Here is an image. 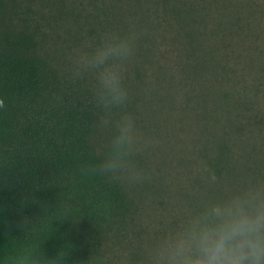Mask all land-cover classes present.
Here are the masks:
<instances>
[{
    "label": "trees",
    "instance_id": "obj_1",
    "mask_svg": "<svg viewBox=\"0 0 264 264\" xmlns=\"http://www.w3.org/2000/svg\"><path fill=\"white\" fill-rule=\"evenodd\" d=\"M100 1L101 5L94 0L96 7L87 15L75 14L78 27L73 42L83 46L84 37L96 41L107 31L123 32L132 26L142 31L134 63L127 68L132 97L127 110L148 137L151 131L141 126L140 108L149 100L139 88V76L149 66L150 36L170 34L181 45L177 58L180 63L183 60L182 69L192 84L186 88L183 108L191 112L186 119L178 118V124L184 129L195 118L194 155L183 157L178 147L167 155L174 164H195L194 177L179 186L177 206L163 202L165 185L155 183L163 167L168 171V161L162 153L164 163L157 159L156 140L141 157L150 181L127 186L82 173L81 165L97 160L107 142L97 127L92 79L73 81L68 61L52 63L37 55L39 43L33 37L9 31L5 1L0 0V99L5 104L0 108V257L9 256L22 244L42 242V250L50 257L61 246L71 247L66 264H89L127 235L144 249L208 201L248 182L264 181V60L235 49L244 37L257 38L246 11L239 12L235 0ZM210 7L232 17L226 24L213 17L208 25L207 17L215 13ZM244 55L249 62L243 61ZM158 70L151 73L161 81L160 71L166 69L159 65ZM212 81L220 86L214 87ZM141 195L159 197L156 210Z\"/></svg>",
    "mask_w": 264,
    "mask_h": 264
},
{
    "label": "clouds",
    "instance_id": "obj_2",
    "mask_svg": "<svg viewBox=\"0 0 264 264\" xmlns=\"http://www.w3.org/2000/svg\"><path fill=\"white\" fill-rule=\"evenodd\" d=\"M143 33L107 31L96 41L74 49L67 71L73 81L92 79V102L98 130L107 136L102 155L81 165L110 182L137 186L152 179L141 157L155 146L129 112L131 94L127 68L135 58ZM0 99V108H4ZM29 227L25 228L28 229ZM40 243L20 245L0 257V264H66L71 247L48 256ZM144 264H264V181H252L205 203L176 227L155 239Z\"/></svg>",
    "mask_w": 264,
    "mask_h": 264
},
{
    "label": "rangeland",
    "instance_id": "obj_3",
    "mask_svg": "<svg viewBox=\"0 0 264 264\" xmlns=\"http://www.w3.org/2000/svg\"><path fill=\"white\" fill-rule=\"evenodd\" d=\"M4 6L6 8L5 23L6 28L9 31L20 33L26 37H33L39 43L37 47V55L49 59L52 63L61 65L63 60L68 61L69 54L81 45L77 42H73L72 34H76L77 25L75 14L83 13L87 15V12L95 9L94 0H4ZM103 2L105 0H102ZM236 7L239 12L243 13L244 10L247 13L248 21L250 22L253 30L252 33L257 35V38H250L248 30L246 29L243 42L240 43L235 49L243 54H251L257 60H264V0H249V5L244 4V0H235ZM101 5V1L97 0V4ZM240 7V8H239ZM211 11H215L214 14L207 17L206 22L211 25L213 17L215 21L228 22V18L232 17L229 12L223 11L221 8L215 9L210 7ZM218 13V14H217ZM226 14V16L224 14ZM229 25V24H227ZM84 29L82 32H85ZM176 34H173V36ZM151 46L153 49H149L147 53L148 63L145 68V72L141 77L142 80L139 84V88L145 92V98L149 100V103H143L140 108V118L143 123L141 126L144 128H150L151 136L157 141L156 155L160 162L164 163V159L160 157V154L166 156L167 162H165L168 171H164L161 177L156 181L155 186L159 187L160 184L165 185L163 188L162 200L167 202L171 201L173 205L177 206L179 202H176L180 196L178 194L179 186L185 185L189 180V176L194 177L193 171L196 168L195 164H188L186 162H178L176 164L171 163L167 154L172 151L177 152V147L180 149L181 155L193 156V122L195 118H190L191 124L184 129H179L178 118L186 117L189 113L184 110L183 103L186 98L188 84H191L189 80L190 76L185 73V69H182V63L179 58V48L181 45L174 41L173 37L168 35H157L153 33L151 36ZM94 41L83 38V44H90ZM140 46V43H139ZM154 46L156 49H154ZM144 48L147 50L146 43ZM160 48V50H158ZM160 51V52H159ZM261 53V55L259 54ZM243 59L245 63L249 62L248 55H244ZM261 57V58H260ZM134 63V60H133ZM132 63V64H133ZM159 63V64H158ZM162 66L166 70L160 71L163 74L162 80L157 81L152 75V71L158 70V66ZM133 66V65H132ZM134 67H140L135 65ZM133 67V68H134ZM159 71V70H158ZM211 71H209L210 73ZM133 76V75H132ZM187 76V77H186ZM211 76H205L208 79ZM204 81V80H203ZM138 83V82H137ZM211 83V82H210ZM214 87L220 86L218 81H212ZM211 84H208L209 86ZM261 90H264V83ZM197 89L196 83L193 84ZM169 91H167V90ZM162 96L157 95L162 92ZM166 92V93H165ZM199 93V90L196 91ZM151 94V95H148ZM170 96V99L167 96ZM163 101L162 105L160 101ZM194 101H197L196 99ZM193 115V112H192ZM219 122H224L220 118V115L213 113ZM191 116V115H190ZM220 118V119H219ZM186 123V122H185ZM199 122H196V125ZM157 132V133H156ZM175 140L176 143L170 141ZM190 147V148H189ZM177 155V154H176ZM149 156H154L153 153ZM182 157V158H183ZM156 159V158H155ZM184 160V159H182ZM155 161V160H154ZM153 161V163H154ZM188 166L190 168H188ZM190 169V172L188 170ZM167 175V179L162 177ZM146 204L154 206L156 210L158 207V198L146 199L144 196H140ZM176 202V203H175ZM162 203V202H160ZM165 204V203H164ZM167 206V205H166ZM160 209V206H159ZM167 207H164V210ZM163 210V211H164ZM165 221L169 220L168 215L165 216ZM170 231V230H168ZM118 245H114L110 249L105 250L104 255L101 258H92L89 264H144V257L149 246L144 249H140L139 243L130 239V236H125ZM115 248V249H114ZM114 249V250H113Z\"/></svg>",
    "mask_w": 264,
    "mask_h": 264
}]
</instances>
